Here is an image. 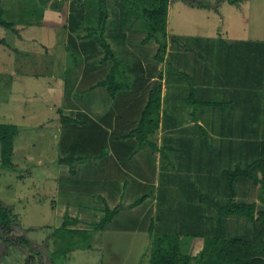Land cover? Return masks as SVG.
I'll return each mask as SVG.
<instances>
[{
  "label": "crops",
  "instance_id": "1",
  "mask_svg": "<svg viewBox=\"0 0 264 264\" xmlns=\"http://www.w3.org/2000/svg\"><path fill=\"white\" fill-rule=\"evenodd\" d=\"M192 1L170 0L167 25V62L174 69L192 77L196 98L204 104L192 106L187 101L190 93L189 83L179 76L164 72L162 76L161 124L159 130L149 138L159 148H165L164 141L169 138L174 128H180V133L185 132V128L190 129L192 133L190 137H176L178 144L187 148L186 151L173 148V155L167 147L165 154L153 152L150 147L140 151L135 138L120 140L122 136L138 127V121L148 103L150 91L159 81L166 63L154 60L158 50V45L154 40L146 45L141 43L149 32L146 22L129 15L119 0H107L109 18L105 37L114 50L116 59L125 64L126 73L132 82L130 91H121L114 98L108 96V103L111 104V107L119 102L123 104L120 112H123L121 116L125 115L124 131H120L122 133L118 135L114 134L113 130L119 132L116 129L118 117L114 119L116 125L104 123L102 119H105L106 116L103 115L101 119V108L97 103L91 105L92 108L85 114L86 119L69 116L67 114L69 112L63 110V116L84 122V126L75 123L64 124L59 120L58 133L61 131V135H64L66 131L76 132L88 129L92 124L97 123L104 126L111 142L110 145L107 144L105 154H103L104 152L84 156L63 154L53 159V163L57 166L56 170L62 172L68 167L59 164L60 157L78 159L74 164L75 174H71L69 171V177L74 181L80 180L82 169L79 168L88 162L91 167L89 170L96 173L100 167L106 168L109 163L116 162V158L122 159L125 157V153L128 154L126 164L121 171L125 180L124 190L121 192L120 200L117 201L120 202L123 209L104 230L106 232L114 228H123L127 222L129 223V220L141 223L147 219L150 225L152 221H155L154 233H169L156 231L160 220L165 217L169 208L187 209L191 206L202 208L197 216L208 221L212 215L207 211L203 212V209L211 207L215 209L213 216L217 217V204L222 205L228 200L226 176L238 167L246 169L255 166L259 161L260 152L258 149L259 145L264 143V136L259 137L256 133L245 137L243 129H264V0H245L238 5L223 1L218 2L217 6L215 3L211 5L209 0H204L205 7H200ZM67 6L68 22L66 27L68 32L71 27V19L75 16H80V28L84 30L90 27L86 23V18H91L92 26L97 25L98 0H82L80 5L77 0H70ZM258 11H260L259 15H257ZM259 20L260 31L255 29L257 24L259 25ZM120 27L123 34L127 36V48L130 52L132 48L135 50L132 54L135 55L133 57L136 60L131 62L130 66L115 49L114 31ZM140 33H142V37L139 41L135 39L134 44L128 42L133 34L138 38ZM244 33L247 36H244ZM258 33L260 34L259 39ZM95 43L94 40H86L82 36L81 52L84 55L91 50L102 53ZM140 48L150 49V53H141L142 49ZM240 48L253 50L249 58H245L242 66L236 62V56L239 54L230 52V49ZM103 57L104 52L102 59ZM102 65L108 66L109 70L112 61L102 63ZM92 85L84 90L86 92L84 94L98 96L102 95L99 94L100 91H105L101 87L90 89ZM103 93L105 94V92ZM207 103L213 105H207ZM20 135L21 129L18 137ZM113 142L122 143L121 147L124 151L122 155L118 156L111 148ZM239 145H247L249 148L244 149L243 147V154H241ZM211 150L212 154H210ZM204 152L214 157L213 169V159L210 156L204 158ZM34 155L36 156L35 153ZM34 155L28 153L26 158L41 160L40 156L35 157ZM193 155H196L194 165H192L191 159ZM29 157L31 158L29 159ZM33 166L35 170L33 172L40 173L38 167L43 164L33 163ZM144 169L149 172L150 178L144 179L136 175V172H132ZM254 169V173H256V168ZM211 170L214 171L211 172ZM193 174L199 182L201 181L205 185L197 187L188 180L189 177H193ZM162 175H165V180L172 182L171 187L165 190V192H171L170 204L165 196L164 201H161L156 191V188L160 189ZM258 175L260 174L258 173ZM44 177L45 180L51 179L47 174ZM177 178H185V180L183 183L176 184ZM249 181L250 183L246 182V179L236 181V201L264 205L255 194L256 189L260 191L261 184ZM58 183V199L55 200L54 210H62L63 220L60 226L64 222L65 215L68 214L78 221V224L73 228L91 230L104 216L105 203L103 200L111 209L119 206L110 202L106 196L100 193L93 195L94 200L97 201L94 206L87 205L85 203L88 202L87 200L80 203L67 201L63 199L64 196H74L75 194L73 191H69V188H65L66 184H63L62 181H58ZM134 183L138 186L135 195L131 188V184ZM251 183L255 186H252ZM174 193L182 195L176 199ZM144 196H147V199L143 204L132 209L129 208L136 200ZM90 215H97L98 220L94 224L87 225L83 219ZM167 215L174 217L176 213ZM172 223L170 222V224Z\"/></svg>",
  "mask_w": 264,
  "mask_h": 264
},
{
  "label": "rangeland",
  "instance_id": "2",
  "mask_svg": "<svg viewBox=\"0 0 264 264\" xmlns=\"http://www.w3.org/2000/svg\"><path fill=\"white\" fill-rule=\"evenodd\" d=\"M208 2L211 5L217 3L216 0ZM65 3L64 0H3L5 19L14 24L15 31L9 32L0 28V123L17 125L21 129V135L15 142L16 152L13 158L20 172L0 169V200L12 208L18 218V223L11 233L8 234L5 229L0 230V264H40L37 257L30 258L35 251L43 253V264H54L51 263V253L57 248L54 232L63 220L62 210H54L55 200L58 199V181L66 184L65 188L75 194L64 196L63 199L67 201L80 203L87 200V205L94 206L97 201L93 195L100 193L110 202L121 206L120 202H117L124 190L125 180L121 171L128 154L125 153L122 159L116 158V162L109 163L106 168L100 167L96 173L89 170L91 167L88 162L79 168L82 169L81 178L77 181L70 179L68 168L63 172L57 171V166L53 163V159L63 154L84 156L103 153L107 151V144H111L106 129L97 123L88 129L66 131L64 135H61V131L58 133L59 119L64 111L69 112V116L86 119L85 114L92 108L91 105L97 103L101 108V119L103 115L106 116L102 119L104 123L116 125L114 119L118 117L115 128L119 132L113 130L114 134L118 135L124 131L125 115L121 116V102L111 107L105 89L100 91L99 94L102 95L98 96L84 94L87 87L103 79L108 66L105 67L101 63L103 50L99 46L102 53L91 50L84 55L81 52L80 45L85 30L80 28V16H76L71 19V27L69 32L67 31L68 13ZM259 14L260 11L257 15ZM86 19V23L94 27L91 18ZM256 28L260 31V20ZM114 34L115 49L130 66L131 62L136 60L133 55L135 50L132 48L130 52L127 48V36L123 34L121 27L117 28ZM244 36L247 34L244 33ZM141 37L142 33L138 34V38L133 34L128 42L134 44V40L139 41ZM140 49L141 53H150V49ZM252 51L245 48L230 49L231 53L239 54L236 56L239 66L244 64L245 58H249ZM180 131V128H174L169 138L164 141L171 154L173 148L182 151L187 149L178 144L176 137H190L191 130L185 128V132ZM243 133L245 137L256 133L262 137L264 129L245 128ZM121 146L122 143H112L111 148L118 156L124 152ZM243 147L249 148L247 145H239L241 154ZM28 153H35L34 156H40L41 160L37 161V158L31 157L28 160ZM195 156L191 157L192 165L196 162ZM209 156L214 158L204 152V158ZM33 163L43 164L38 167L40 173L33 172ZM213 164L214 159L212 169ZM136 170L132 172L144 179L150 178L147 170ZM45 174L51 179L45 180ZM194 175L188 180L197 187L204 186L205 183L199 182ZM164 178L165 175H162L160 189L156 188V191L161 201L167 197L169 202L171 192L165 190L171 187L172 182ZM184 180L185 178H177L176 184L183 183ZM246 182L250 183L248 179ZM131 188L135 195L138 186L134 183ZM226 189L228 191L227 187ZM255 194L258 199L260 197L264 201V187L260 191L256 189ZM179 195L182 194L174 193L176 199H179ZM201 211L202 208L195 206L187 209L169 208L167 214L175 212L176 216L166 214L160 220L156 231L181 235L184 253L198 256L203 250L204 239L214 235L217 225L216 221L199 218L197 215ZM206 211L211 215L215 214V209L211 207L203 209V212ZM83 220L87 225L94 224L98 216H86ZM259 222L261 227H264V221ZM149 227L150 222L147 219L141 223L129 220L123 228L102 231L96 235L92 249L72 252L59 261V264H149ZM262 231L260 230L261 233ZM225 234L228 238L251 239L254 236L252 223L247 218L231 216L226 221ZM5 237L9 238L7 243H4ZM21 239L28 240L32 247L21 243Z\"/></svg>",
  "mask_w": 264,
  "mask_h": 264
},
{
  "label": "trees",
  "instance_id": "3",
  "mask_svg": "<svg viewBox=\"0 0 264 264\" xmlns=\"http://www.w3.org/2000/svg\"><path fill=\"white\" fill-rule=\"evenodd\" d=\"M69 3L70 0H64ZM125 8L126 12L132 17L143 20L148 25L149 32L142 40V44L146 45L151 40H154L158 45L157 53L154 60L160 63H166L165 69L161 73L159 81L150 91L148 103L143 110L138 127L124 135L120 140L135 138L139 144V150L142 151L150 147L153 152L166 153L165 148H159L156 144L150 141V136L154 135L160 128L162 118V76L164 72L173 74L186 80L190 85V93L187 101L194 107L203 105L196 98L193 79L190 75L174 69L167 62L168 54V13L170 0H119ZM228 1L231 4L238 5L245 0H216L218 2ZM78 4L82 0H77ZM200 7H205L204 0H193ZM68 13V6H67ZM74 16V15H73ZM76 17V16H75ZM109 18V10L107 0H98V19L96 27H88L85 29L86 40H94L96 44L103 50L104 57L101 63L105 64L112 61V65L107 71L103 79L97 81L90 89L104 88L110 97L114 98L121 91H130L132 82L126 73V66L123 62L116 59L115 52L105 37L106 24ZM0 28L5 31L14 32L15 26L12 22L5 19V9L3 0H0ZM213 105L207 103V105ZM64 124L75 123L85 125L84 122L76 119L63 116L59 119ZM20 128L15 124L0 123V169L19 173L18 166L13 162L15 154V141L19 136ZM212 147L211 145L209 146ZM107 151H104L105 154ZM258 152L260 158L258 163L253 167L243 169L238 167L235 171L226 176L227 179V202L222 205L217 204V217L213 216L209 220L216 221V229L213 236L204 239L203 250L198 256L185 254L182 246V238L179 234L170 233H154L155 221H152L149 232L151 238V250L149 264H264V227L261 223L264 221V212L257 211L256 203H245L236 201V181L238 179H249L253 182L261 184L260 190L264 187V143L259 145ZM212 150L211 153L212 154ZM77 158L60 157L59 164L69 168L71 174H75L74 164ZM256 168V173H254ZM254 169V170H253ZM214 170H211V172ZM258 173L260 175H258ZM213 177V176H212ZM211 177V178H212ZM147 196L136 200L130 209L135 208L145 202ZM260 199V197H259ZM264 204V201L260 199ZM105 203L103 209L104 216L96 226L91 230L75 229L78 224L76 219L71 218L68 214L64 217L62 225L55 229L54 236L56 241V250L52 255V262L59 264V261L65 259L70 253L77 250H89L93 248L95 235L104 231L107 226L113 221L114 217L121 212L122 206H117L111 209ZM258 214V217H257ZM239 216L247 218L253 226V237L251 239L243 238H228L225 234L227 217ZM17 215L13 213V209L5 205L0 200V230L5 229L7 233H11L17 225ZM262 228V229H261ZM260 230H263L262 233ZM259 236V237H258ZM262 236V239H261ZM7 237L4 238V243L8 242ZM261 239V240H259ZM21 243L31 248V243L28 240L21 239ZM42 254L40 251L32 252L31 259L38 258L40 264H43ZM36 258V262H37Z\"/></svg>",
  "mask_w": 264,
  "mask_h": 264
},
{
  "label": "water",
  "instance_id": "4",
  "mask_svg": "<svg viewBox=\"0 0 264 264\" xmlns=\"http://www.w3.org/2000/svg\"><path fill=\"white\" fill-rule=\"evenodd\" d=\"M257 211H263L264 212V205H257Z\"/></svg>",
  "mask_w": 264,
  "mask_h": 264
}]
</instances>
